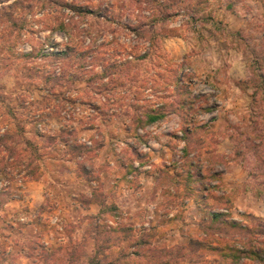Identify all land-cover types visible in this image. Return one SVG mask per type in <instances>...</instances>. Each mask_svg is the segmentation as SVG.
<instances>
[{
  "label": "rangeland",
  "instance_id": "374dc122",
  "mask_svg": "<svg viewBox=\"0 0 264 264\" xmlns=\"http://www.w3.org/2000/svg\"><path fill=\"white\" fill-rule=\"evenodd\" d=\"M7 128L45 198L0 180V264H264V0H0Z\"/></svg>",
  "mask_w": 264,
  "mask_h": 264
},
{
  "label": "trees",
  "instance_id": "16d2710c",
  "mask_svg": "<svg viewBox=\"0 0 264 264\" xmlns=\"http://www.w3.org/2000/svg\"><path fill=\"white\" fill-rule=\"evenodd\" d=\"M52 2V1H51ZM55 4V1L53 2ZM14 4H16V1H13L11 4H6L5 6L2 4L1 7H8V8H12V6H14ZM67 7H71L69 4ZM79 13L83 14V13H87V11H82L81 8H75ZM53 29H60L65 31L66 30V26L64 22H58V24L53 27ZM59 56V55H57ZM146 55H142L137 57L136 59H142L144 58ZM123 63H121L120 61L118 63L114 62V64H111L110 67H116V66H122ZM111 72L109 71V69L107 67H104L97 75L99 76V78H104V77H108L110 76ZM71 78H69L71 81H73V77L70 76ZM76 80V79H75ZM48 93H52L50 92V90L47 89L46 94L48 95ZM144 115L146 117L145 119V123H150L153 122L154 120H157L159 118H162L166 112H164L162 109L159 108H154L153 106H148V108L143 111ZM70 133H72V130L69 131ZM13 139V135L11 134V130L10 128L4 130V132L1 134L0 133V152L1 151H5L8 154L5 156L0 155V180L1 179H8V180H12L14 178H18L19 181L22 180H38L41 178V174H40V164H35L32 160L33 159H23V153L22 151H24L23 148H16L15 145L11 144L14 143L12 141ZM28 144H31L33 147L36 148V150H38V143L33 142L29 139H26L25 141ZM82 145H78V144H73L71 146V148H73L74 150H79V148H81ZM83 148V147H82ZM0 195H1V190H0ZM94 198H89L87 201H80V204L82 205H88L90 202L94 201ZM213 219L217 218V214L212 215ZM96 218V217H94ZM96 224H98L96 222ZM41 244V243H40ZM41 246L44 248V244L42 243ZM47 248V247H45ZM254 250V249H253ZM255 251V250H254ZM259 252V251H258Z\"/></svg>",
  "mask_w": 264,
  "mask_h": 264
},
{
  "label": "crops",
  "instance_id": "0c3cea01",
  "mask_svg": "<svg viewBox=\"0 0 264 264\" xmlns=\"http://www.w3.org/2000/svg\"><path fill=\"white\" fill-rule=\"evenodd\" d=\"M226 150L227 148L221 149V151H226ZM43 185H44L43 181L41 180H22L15 185H11L10 188L7 187L6 189H4L8 192L7 196L9 198V201L6 204L9 205L11 208H13V210H16L17 208H21L24 206L29 208L31 206L41 205L45 198ZM67 201H68L67 204H69V206H72L74 203L77 206L79 205V203H77L76 200H73L72 194L67 196ZM96 206H98V203L90 202L89 207L87 209L90 208L89 211L90 210L95 211ZM81 208H85V206H81ZM46 236L47 235H45V239L47 238ZM51 238L52 237H50V239ZM58 238L59 240H62L61 236ZM45 239L43 240L44 243L46 244L47 241ZM23 258H24L23 263H26V261H28L29 256H25Z\"/></svg>",
  "mask_w": 264,
  "mask_h": 264
},
{
  "label": "built area",
  "instance_id": "2783aa9c",
  "mask_svg": "<svg viewBox=\"0 0 264 264\" xmlns=\"http://www.w3.org/2000/svg\"><path fill=\"white\" fill-rule=\"evenodd\" d=\"M86 143H89L90 144V142L88 141V142H86Z\"/></svg>",
  "mask_w": 264,
  "mask_h": 264
}]
</instances>
